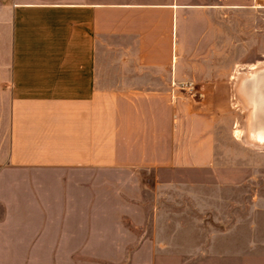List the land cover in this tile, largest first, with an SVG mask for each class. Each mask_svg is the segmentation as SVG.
I'll use <instances>...</instances> for the list:
<instances>
[{
	"label": "crops",
	"instance_id": "1",
	"mask_svg": "<svg viewBox=\"0 0 264 264\" xmlns=\"http://www.w3.org/2000/svg\"><path fill=\"white\" fill-rule=\"evenodd\" d=\"M260 12L264 0H0V264L113 255L140 208L130 177L208 165L216 88L244 71L212 73L211 59L257 49Z\"/></svg>",
	"mask_w": 264,
	"mask_h": 264
},
{
	"label": "rangeland",
	"instance_id": "2",
	"mask_svg": "<svg viewBox=\"0 0 264 264\" xmlns=\"http://www.w3.org/2000/svg\"><path fill=\"white\" fill-rule=\"evenodd\" d=\"M199 29V25L190 28L191 36ZM183 32L182 23H178V44ZM232 52L221 49L220 55L211 59L212 73L226 67L230 71L233 66H225L224 60L241 59L243 64L233 69L237 72L264 62L263 12L258 48L243 49L241 58ZM1 53L0 164L8 152L9 101L6 58L4 51ZM228 86L223 83L216 88L210 163L198 167L189 160L188 166L162 176L159 184L151 172H136L127 184L138 185V197L132 203H140V208L131 209L134 222L125 219L116 227L129 239L116 241L113 255L72 257L66 264H264V150L238 141L243 110Z\"/></svg>",
	"mask_w": 264,
	"mask_h": 264
},
{
	"label": "water",
	"instance_id": "3",
	"mask_svg": "<svg viewBox=\"0 0 264 264\" xmlns=\"http://www.w3.org/2000/svg\"><path fill=\"white\" fill-rule=\"evenodd\" d=\"M232 96L243 110L240 141L264 150V62L237 75Z\"/></svg>",
	"mask_w": 264,
	"mask_h": 264
},
{
	"label": "built area",
	"instance_id": "4",
	"mask_svg": "<svg viewBox=\"0 0 264 264\" xmlns=\"http://www.w3.org/2000/svg\"><path fill=\"white\" fill-rule=\"evenodd\" d=\"M187 87V86H186Z\"/></svg>",
	"mask_w": 264,
	"mask_h": 264
}]
</instances>
